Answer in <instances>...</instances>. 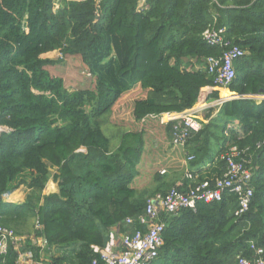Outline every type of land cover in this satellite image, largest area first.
<instances>
[{"label":"trees","instance_id":"trees-1","mask_svg":"<svg viewBox=\"0 0 264 264\" xmlns=\"http://www.w3.org/2000/svg\"><path fill=\"white\" fill-rule=\"evenodd\" d=\"M139 1L0 0V224L26 237L24 251L42 264L95 258L104 264L92 245L105 247L110 228L144 230L138 218L148 199L178 185L166 176L151 187L133 185L145 133L114 132L113 107L134 90H140L137 121L196 106L202 89L215 85L207 58L226 50L204 38L213 25L246 54L228 86L236 96L212 106L208 122L184 144L194 156L192 169L211 166L178 187L222 175V156L237 146L252 172L253 201L241 215L237 196L228 193L195 208L161 211L164 244L152 264L254 259L251 243L264 248V0H147L137 11ZM55 50L80 55L94 88L69 90L52 75L46 67L59 60L42 55ZM219 93L213 90L211 99ZM173 125H166L171 139ZM51 178L58 190L44 194ZM22 185L23 202L5 200ZM37 216L43 228L36 231ZM32 233L44 236L47 247L33 243ZM19 255L10 244L0 264H18Z\"/></svg>","mask_w":264,"mask_h":264},{"label":"built area","instance_id":"built-area-1","mask_svg":"<svg viewBox=\"0 0 264 264\" xmlns=\"http://www.w3.org/2000/svg\"><path fill=\"white\" fill-rule=\"evenodd\" d=\"M58 7L59 3L55 2V8ZM145 7H148L147 0H140L137 11H141ZM224 32V27L213 25L207 27L203 32L208 43L225 46L226 50L219 57L209 56L207 58L206 68L211 75L215 76V85L204 87L201 94L204 93L205 89H207V92H212L220 88H228L235 77V62L246 54L244 49L226 39ZM217 101L223 103L220 100ZM169 121L174 122L172 142L175 145L183 146L190 136V131H199L203 127L202 121L191 109L171 114ZM1 130H3L2 126H0ZM193 158V155L189 156V161ZM222 159L225 162V170L222 175H217L212 179L206 178L194 186L188 187V189H181L178 185L172 187L165 194L157 193L148 199L145 213L138 218L144 230H137L132 234L121 231L120 227L115 225L109 230V240L105 247L92 245L94 252L101 255L104 264H152L160 247L164 244L162 235L164 224L160 222L161 211L176 213L183 208H195L200 201H221L223 195L228 193L236 195L239 201L235 214L241 215L246 212L254 196L252 172L246 166L245 160L241 156V150L237 146H232L222 156ZM189 177L194 178L193 174H190ZM126 220L128 223L134 221L132 218ZM42 228L39 216H37L34 229L37 231ZM31 237L33 243L39 245L41 249L47 247V240L44 236H37L32 233ZM24 239L25 237L18 235L13 228L0 224V254H5L9 245L14 244L20 251V255L22 254L26 259L33 261L32 252L21 253ZM251 248L255 251L254 259L238 256L237 264H264V248L256 246L254 242L251 243ZM91 264L100 263L95 258Z\"/></svg>","mask_w":264,"mask_h":264},{"label":"crops","instance_id":"crops-1","mask_svg":"<svg viewBox=\"0 0 264 264\" xmlns=\"http://www.w3.org/2000/svg\"><path fill=\"white\" fill-rule=\"evenodd\" d=\"M58 50L44 53L42 57L53 58ZM226 89L230 95H224L222 90ZM204 90L201 97L198 99L196 106L191 108L196 113L198 118L203 124L208 120L205 115L208 113L212 106L220 105L219 101L211 99V92ZM219 94L221 100L223 98H234V93L229 88H220ZM135 91V90H134ZM134 91L129 92L120 98V100L113 107V111L110 117V125L113 127V131L121 134L125 130H143L145 133V146L142 153L141 161L138 165V175L136 176L133 185L138 189L151 187L157 176H166L175 185H183L188 179L190 174L199 175V172L205 174V171L211 166L206 164L203 168H191L189 156L190 154L186 150V145H175L172 142L171 136L167 131L166 125L169 122V116L174 113H164L162 115L149 116L142 121H137L133 115V103L135 98ZM224 95V96H222ZM236 96V95H235ZM217 112V111H216ZM215 112V113H216ZM214 113V114H215ZM149 119H155L154 121H148ZM58 190L57 183L51 178L45 189L44 194H50ZM28 189L22 185L13 192L5 195V200L12 203H21L24 201ZM28 238L33 242L31 235ZM26 245V237L23 240L21 253L24 251ZM18 264H42L39 261H31L26 259L22 254L20 255V261Z\"/></svg>","mask_w":264,"mask_h":264},{"label":"rangeland","instance_id":"rangeland-1","mask_svg":"<svg viewBox=\"0 0 264 264\" xmlns=\"http://www.w3.org/2000/svg\"><path fill=\"white\" fill-rule=\"evenodd\" d=\"M53 58H55L54 60H59V62L50 64L46 68L51 72L52 75L62 77L65 81L66 87L69 90H76L86 87L94 88L95 78L89 74L88 69L82 61L80 55L66 56L58 51L55 55H53ZM134 94L139 95L140 90H136ZM154 120L155 119H149L148 121ZM110 129L112 130L111 127Z\"/></svg>","mask_w":264,"mask_h":264},{"label":"bare ground","instance_id":"bare-ground-1","mask_svg":"<svg viewBox=\"0 0 264 264\" xmlns=\"http://www.w3.org/2000/svg\"><path fill=\"white\" fill-rule=\"evenodd\" d=\"M222 92H223L224 95H230L229 91L226 90V89H223Z\"/></svg>","mask_w":264,"mask_h":264},{"label":"water","instance_id":"water-1","mask_svg":"<svg viewBox=\"0 0 264 264\" xmlns=\"http://www.w3.org/2000/svg\"><path fill=\"white\" fill-rule=\"evenodd\" d=\"M232 99V98H231ZM221 101V100H220ZM226 101H228V98H223L222 99V102L224 103V102H226ZM158 204H159V202H157Z\"/></svg>","mask_w":264,"mask_h":264}]
</instances>
